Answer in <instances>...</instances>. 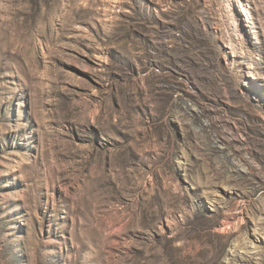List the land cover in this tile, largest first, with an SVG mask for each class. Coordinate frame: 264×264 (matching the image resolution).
<instances>
[{"label":"rangeland","instance_id":"1","mask_svg":"<svg viewBox=\"0 0 264 264\" xmlns=\"http://www.w3.org/2000/svg\"><path fill=\"white\" fill-rule=\"evenodd\" d=\"M0 264H264V0H0Z\"/></svg>","mask_w":264,"mask_h":264}]
</instances>
